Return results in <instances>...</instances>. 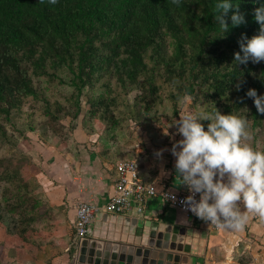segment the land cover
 <instances>
[{"label":"trees","instance_id":"16d2710c","mask_svg":"<svg viewBox=\"0 0 264 264\" xmlns=\"http://www.w3.org/2000/svg\"><path fill=\"white\" fill-rule=\"evenodd\" d=\"M235 2L245 22L233 27L230 17L236 9H230L225 16L229 27L222 34L214 19L216 0H0V119L10 124L12 112H19L28 98L39 104L30 115L45 119L39 126L56 132L51 125L60 113L79 117V98L86 92L90 116L101 112L97 117L111 121L112 109L121 104L119 96L139 91L132 105L127 103L138 125L156 126L162 119L173 123L182 112L178 102L187 95L191 101L186 112H212L215 107L221 114L246 116L250 130L261 128L264 113L256 111L245 93L251 88L264 94V61L238 63L233 54L240 51L242 37L258 34L254 9L264 0ZM63 71L66 77H60ZM111 77L120 91L105 80ZM65 86L72 88L68 99L62 95ZM97 86L105 91L94 97L89 92ZM200 123L206 130L209 121ZM92 130L88 127L86 133L92 136ZM0 138L13 145L2 123ZM69 141L61 143L63 150L69 151ZM106 145L107 152L113 149ZM17 175L1 156L4 251L38 236L32 225L46 206L41 192L22 191L24 181L19 183ZM29 192L32 196L26 198ZM238 263L248 264L243 258Z\"/></svg>","mask_w":264,"mask_h":264},{"label":"crops","instance_id":"0c3cea01","mask_svg":"<svg viewBox=\"0 0 264 264\" xmlns=\"http://www.w3.org/2000/svg\"><path fill=\"white\" fill-rule=\"evenodd\" d=\"M93 137V135L89 136L82 126H77L70 135V138L77 142V148L74 149L73 140L68 142L66 148L69 151H67L63 150L62 145L47 142L50 138H45L44 141L38 138L32 154L33 164L30 173L34 174V178L42 188L44 198L56 208L62 207L72 227L73 243L75 206L79 201L88 202L99 208L86 236L88 241H95L96 244L110 249L117 245L133 251L131 246L143 245L151 231L162 232L167 228L177 227L184 229L183 242L190 247L189 253L183 254L185 257L188 256V264H231L229 252L232 253L241 243L246 245L243 251L247 253L245 250L251 246L249 243H255L253 241L255 235L252 233H262L261 227H255L248 221L242 232L215 231L204 223L194 221L196 219L187 218L185 214L168 206L159 197L148 198L143 213H138L134 209L123 215L105 212L104 206L109 195L113 193L116 165L122 159L116 155V149H109L107 152L108 145L96 146ZM160 155L157 157L152 155L146 167H142L138 158L132 159L137 166L140 180L146 184H154L158 188L165 185L175 191L187 189L183 185L176 184L178 182L174 169L175 160H172V155L168 156L167 161ZM159 157L161 158L159 161L162 162L156 161ZM163 160L168 163L167 170L164 165L166 162ZM240 209L242 212L246 210L243 205ZM73 243L72 260L76 252ZM17 260L15 255H9L7 251L0 254V264L44 263L42 258L32 262V259L25 257L22 263ZM235 264L239 263L235 262Z\"/></svg>","mask_w":264,"mask_h":264},{"label":"clouds","instance_id":"9594fccd","mask_svg":"<svg viewBox=\"0 0 264 264\" xmlns=\"http://www.w3.org/2000/svg\"><path fill=\"white\" fill-rule=\"evenodd\" d=\"M48 2L55 4L56 0ZM172 3L179 4L180 0ZM230 9H236L230 17L233 27L245 22L235 0H216L214 19L222 34L229 27L225 16ZM254 20L259 25L258 34L242 37L240 51L233 54L235 62L264 61V3L254 9ZM245 95L258 113H264V94L250 88ZM185 101L190 102L191 97H182L181 103ZM205 120L209 121L206 130L200 123ZM172 125L183 137L170 151L175 157L176 184L191 193L183 201L186 211L224 231H244L248 214L264 222V149L248 143L253 137L246 116L221 114L213 107L212 112H185L168 127ZM241 205L246 209L243 212Z\"/></svg>","mask_w":264,"mask_h":264},{"label":"rangeland","instance_id":"374dc122","mask_svg":"<svg viewBox=\"0 0 264 264\" xmlns=\"http://www.w3.org/2000/svg\"><path fill=\"white\" fill-rule=\"evenodd\" d=\"M59 75L60 77L67 76L64 71L59 73ZM105 80L108 81L113 89L115 88V91H120V88H116V81L113 77ZM62 90L63 97L68 99L67 96L72 92V88L65 86ZM103 91H105V88L97 86L93 91L88 92L95 97ZM85 93L86 92H84V95L79 98V106L81 108L79 117L72 119L71 117H68L67 114L60 113L59 120L53 122L51 125L54 129H58L56 132H51L52 129L50 130L48 126L46 127V125L39 126L45 119L40 116L30 115V113H33V108L38 107L39 104L37 101H33L28 98L24 100L23 107L20 108L19 112H12L10 124H5L0 119V123L4 125L5 130L7 131V139L10 136L13 143V145L3 143L2 141H4V139L0 138V157L5 156L6 161L11 165V167L16 168V171H18V182L20 183L24 181V184L21 185L23 187L22 191L25 192L31 190V192H33L36 196L39 195L38 192H41L43 198L40 200L46 205L43 207L44 209L41 211V214H39V220L35 222V225H32L38 231V236H31L26 243L13 244L7 248V253L9 255H15L19 263H22V259L25 257L29 258V260L32 259V262L36 261L38 258H42L44 260L43 264H70L72 262L71 245L73 243V231L69 220L64 211L61 209L62 207L56 208L55 205L51 204L44 198V192L41 190L42 188H35L33 180L36 182V179L33 176L34 174L30 173V167L33 164L32 154L35 151L38 138L40 141H44L45 138H50L47 142L55 143V145H62L61 143H64L63 141L73 140V147L75 149L77 148V142L75 139L70 138L73 130L77 126H82L86 129L87 133H90L88 132V127H90L93 129V133H95L93 134V143H96V141L98 144L103 145L111 143V147L116 149V155L120 159L124 158V160H137L138 158L142 167H146V163H150L151 156L156 155L157 152H160V157L167 161L168 156L172 155L170 151L172 146L183 138L177 133L175 125L168 127L169 124L165 119H162L161 123L156 126L150 124L149 122H145L141 125L135 123L132 118L133 113L130 111L132 109L129 105H127V103L132 105L133 97L138 94L139 91H133L129 93V96H119L121 104L118 108L112 109L111 115L113 118L111 121L105 117H97L101 116V112H98L99 114H97L94 118L90 116ZM114 94L117 95V92L114 93L112 91L111 95L114 96ZM187 103L188 101H185L182 104L181 100L178 102L182 112L179 117L174 119V121H178L183 117L186 112L184 110ZM36 104L38 106H36ZM53 114L56 115V113ZM98 118L100 119L98 120ZM82 119L84 120L82 121ZM87 120L90 121L91 124ZM84 122L85 127L83 125ZM248 130L253 137V139L249 140L248 143L253 144L258 150L264 149V125L255 130ZM160 157L156 158L157 162L161 159ZM148 158L149 160H147ZM172 160H175L173 155ZM164 165L167 170L168 163L166 162ZM1 192L2 188L0 187V196ZM31 192L28 193L26 198L32 196ZM248 222L253 223L255 227H261L260 229L262 233L258 232L255 234L251 232L255 235L254 237L256 240L253 238L255 243H249L251 246L245 250L247 253H244L243 251L246 245L241 243L238 246L239 249L235 248L232 253L229 252V257L232 261L231 264L238 262V258H243L244 263L247 262L248 264H264V222H261L258 217L251 214H248ZM8 224L9 219L5 216V227ZM2 246L6 247L1 244L0 254L4 251ZM18 250L23 252L21 256H18ZM220 256L221 258H224V256Z\"/></svg>","mask_w":264,"mask_h":264},{"label":"built area","instance_id":"2783aa9c","mask_svg":"<svg viewBox=\"0 0 264 264\" xmlns=\"http://www.w3.org/2000/svg\"><path fill=\"white\" fill-rule=\"evenodd\" d=\"M115 172L113 193L109 195L104 206L105 212L123 215L130 209H134L138 213H143L146 200L151 197H159L165 204L185 214L187 218L196 219L215 231L221 230L210 222H204L186 211L183 201L191 194L187 189L175 191L169 186L161 185L158 188L154 184L142 182L135 162L130 159L120 161L116 165ZM196 199H199V194L196 195ZM98 211L99 208L85 201H79L76 204L73 249H77L78 244L86 239L90 225Z\"/></svg>","mask_w":264,"mask_h":264},{"label":"water","instance_id":"95a60500","mask_svg":"<svg viewBox=\"0 0 264 264\" xmlns=\"http://www.w3.org/2000/svg\"><path fill=\"white\" fill-rule=\"evenodd\" d=\"M184 229L173 227L151 231L143 245L128 251L117 245L108 248L88 239L82 240L70 264H188L190 247L184 244Z\"/></svg>","mask_w":264,"mask_h":264}]
</instances>
